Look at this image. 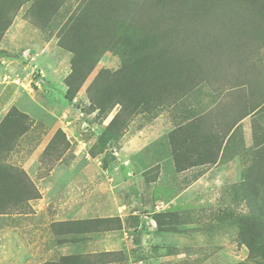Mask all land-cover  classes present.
I'll return each mask as SVG.
<instances>
[{"label":"rangeland","instance_id":"rangeland-1","mask_svg":"<svg viewBox=\"0 0 264 264\" xmlns=\"http://www.w3.org/2000/svg\"><path fill=\"white\" fill-rule=\"evenodd\" d=\"M85 2L65 0L46 22L33 1L0 0V74L20 79L27 75V90L31 88L32 93L41 87L45 109L32 110L30 116L59 122L68 136L66 140V134L58 131L49 150L60 155L61 165L91 163L92 168L102 169L110 185L120 184L119 197L128 208L122 224L129 237L126 250L81 257L70 264H264V234L256 238L253 230L247 232L252 253L240 239L249 210L237 194L249 169L259 165L264 169V8H259L264 0L253 9L240 7L242 0H231L222 14L212 8L203 19L191 18L188 6L192 3L182 6L190 22L180 25L186 31L180 33H184L182 39L174 36L169 51L170 74L183 77V86L175 92L180 97L175 103L171 95L166 96L170 107L152 108L110 126L119 106L95 110L87 89L101 70L114 72L121 67L116 50L110 48L103 54L91 72L88 63L79 62L77 75L68 79L73 55L58 44L68 21ZM165 77L164 82L169 74ZM67 84L72 90L70 99L65 95ZM243 114L250 117L231 134L227 150L228 158L236 157L231 164L234 173L217 175L211 167L219 141ZM29 120L12 109L13 127L19 126L20 132ZM179 125L182 128L172 133ZM136 136L145 143L149 137H166L176 169L190 165L196 169L165 176L171 183L169 190L150 191L148 179L154 174L145 176V182L132 175L130 140ZM163 147V142L154 143L151 150L162 153ZM98 155L102 156L93 159ZM208 159L211 163L202 164ZM120 225L117 216L101 224L102 229Z\"/></svg>","mask_w":264,"mask_h":264},{"label":"crops","instance_id":"crops-1","mask_svg":"<svg viewBox=\"0 0 264 264\" xmlns=\"http://www.w3.org/2000/svg\"><path fill=\"white\" fill-rule=\"evenodd\" d=\"M13 75L0 74V264H46L126 250L129 237L122 224L128 208L119 197L120 184L110 185L106 173L99 167L92 168L91 163L84 167H75L74 162L61 165L60 155L49 149L57 132L66 134V130L59 122L32 119L31 112L45 109L44 92L41 87L34 93L31 88L27 90V75L23 79ZM13 82L20 85L13 86ZM13 108L30 118L23 133H18L19 126L13 127ZM248 117L249 114L241 115L220 139L211 167L217 175L234 173L231 164L236 157L227 156L229 137ZM139 138L130 140L132 175L145 182V176L154 174L148 179L150 191L169 190L171 183L165 176L185 175L196 169L193 165L177 171L166 137H149L146 143ZM159 142H163L162 153L151 150ZM147 143L149 151L145 150ZM83 158L92 159L85 154ZM48 159L53 162L51 166ZM207 161L211 163V159ZM114 216L120 218V227L102 229L101 224ZM92 224L96 227L91 228Z\"/></svg>","mask_w":264,"mask_h":264},{"label":"trees","instance_id":"trees-1","mask_svg":"<svg viewBox=\"0 0 264 264\" xmlns=\"http://www.w3.org/2000/svg\"><path fill=\"white\" fill-rule=\"evenodd\" d=\"M28 1L36 4L37 11H40L41 17L46 18V22L65 2L24 0V4ZM217 1L219 0H86L84 6L68 21V26L61 32L58 42L60 48L73 55V68L67 78L77 75L78 63L83 60L88 63L87 71L91 72L101 56L114 48L121 59V67L114 72L101 70L87 89L95 110L106 111L113 106H119L108 126L124 117L131 118L152 108L170 107L165 102L166 96L171 95L172 102L176 103L180 95L176 96L175 92L183 86V77L180 74H170L172 61L169 59L173 42L182 39L184 33H180L186 31L180 25L190 22L187 20L189 14L182 6L192 3L188 6L191 18L203 19L210 14V9L215 8L218 14H222L223 9L225 11L231 5V0ZM242 2L239 3L243 9H253L261 0ZM92 4L100 6L101 9H94L96 6H91ZM259 8H264V2ZM179 10L183 11L178 12ZM174 36L177 38L172 41ZM167 74L169 79L164 82ZM88 75L87 73L84 77ZM104 81L109 84L104 85ZM68 85L65 95L70 99L72 90ZM159 99L162 100L157 103ZM180 128L181 125L177 126L172 133ZM23 131L18 130V133ZM207 163L210 161L202 162ZM190 167L193 165L181 169L177 167V171ZM28 187L31 188L30 182ZM237 194L249 210L246 225L240 229L239 236L252 253L254 247L252 242L246 240L247 232L253 230L256 238L264 234V169L261 165L257 169H249L243 175ZM81 259L62 258L59 262L46 264H70L71 260L73 263L74 260Z\"/></svg>","mask_w":264,"mask_h":264}]
</instances>
